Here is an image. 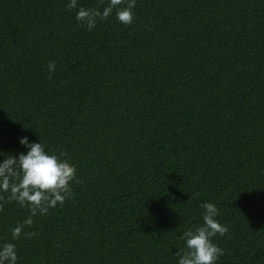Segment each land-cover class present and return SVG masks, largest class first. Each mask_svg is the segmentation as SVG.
Instances as JSON below:
<instances>
[{
	"label": "trees",
	"instance_id": "trees-1",
	"mask_svg": "<svg viewBox=\"0 0 264 264\" xmlns=\"http://www.w3.org/2000/svg\"><path fill=\"white\" fill-rule=\"evenodd\" d=\"M68 2L0 0V153L27 136L75 166L18 238L29 208L0 192V245L16 264H177L211 202L216 264H264V0H135L131 24L91 30Z\"/></svg>",
	"mask_w": 264,
	"mask_h": 264
},
{
	"label": "clouds",
	"instance_id": "clouds-1",
	"mask_svg": "<svg viewBox=\"0 0 264 264\" xmlns=\"http://www.w3.org/2000/svg\"><path fill=\"white\" fill-rule=\"evenodd\" d=\"M67 7L77 9L76 20L91 30L97 18L106 19L115 13L116 19L127 25L133 20L135 0H109L103 8L78 7V0H69ZM49 73L55 70V62L47 65ZM18 143L25 151L16 155L0 153V192L8 193V199L16 201L21 207L27 205L30 215L12 228L13 238H18L24 226L33 223L32 217L47 213L49 208L63 204L72 196L70 181L75 179V166L67 158V153L59 155L46 151L38 141H29L21 136ZM203 223L186 229L181 239L183 251L177 253V264H216L223 250L212 241V237L228 232V227L216 219L218 209L214 203L202 205ZM17 252L12 243L0 245V264H16Z\"/></svg>",
	"mask_w": 264,
	"mask_h": 264
}]
</instances>
